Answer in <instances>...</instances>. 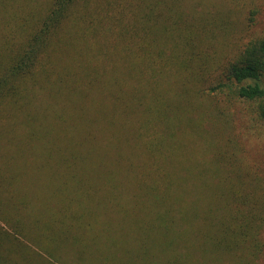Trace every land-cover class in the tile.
<instances>
[{"label": "trees", "instance_id": "obj_1", "mask_svg": "<svg viewBox=\"0 0 264 264\" xmlns=\"http://www.w3.org/2000/svg\"><path fill=\"white\" fill-rule=\"evenodd\" d=\"M196 5L185 0H0V264L22 259L27 264L33 251L12 229L13 222L26 219L19 204L28 205L27 173L73 168V154L65 155L58 130L69 120L79 121L68 103L89 113L101 104L94 97L105 94L106 105L125 98L145 113L132 132L134 147L150 158L148 184L163 193L155 201L175 204L164 216L181 217L184 230L194 231L195 249L189 254L199 257L191 264L258 263L264 252V174L240 142L226 136L218 146L208 136L211 130L198 133L196 120L202 87H210L218 95L254 102L264 121V35H252L246 26ZM190 11L194 14L187 20ZM208 71L215 73L207 78ZM107 72L115 74L108 88ZM51 107L57 112L49 117ZM116 117V111H104L88 122L112 123ZM198 134L200 148L192 140ZM84 135L95 137L93 127ZM86 151L97 152V145ZM168 153L176 157L169 162L176 178L166 173L169 164L160 157ZM170 226L163 224L167 232ZM174 242L184 243L168 238L166 249L175 248Z\"/></svg>", "mask_w": 264, "mask_h": 264}, {"label": "rangeland", "instance_id": "obj_2", "mask_svg": "<svg viewBox=\"0 0 264 264\" xmlns=\"http://www.w3.org/2000/svg\"><path fill=\"white\" fill-rule=\"evenodd\" d=\"M185 2L189 5L197 3L198 10L221 13L234 26L238 23L246 26L252 35H264V0ZM193 14L190 11L185 18L189 20ZM222 38L224 36L219 40ZM132 72L129 71L133 76ZM107 73L104 85L108 88L112 86L115 74ZM214 73L208 71L207 78ZM126 76L122 74V77ZM122 77L118 76L120 81ZM173 78L179 79L180 76ZM202 91L198 103L200 115L196 120L198 133L201 128L211 130L208 136L218 146L226 136L236 139L242 144L250 163H255L264 174V121L257 116L255 103L242 101L231 94L218 95L210 87H202ZM94 99L101 104L90 108L89 113L84 107L78 109V104L73 106L69 102L67 110L73 112L79 121L69 120L59 125L65 155L70 157L73 154V168L57 169L55 173L45 171L48 175L35 170L26 175L28 188L25 191L28 194L25 200L28 205L19 204L20 214L26 219L20 224L13 222L12 229L33 250L28 255L30 261L27 264H191L192 257H199L198 253L189 254L195 249L194 231L184 230L181 217L164 216L169 205L174 209L175 204L161 198L155 201L156 196L161 197L163 193L148 184L150 158L134 147L137 140L132 132L145 121V113L138 112L133 102L128 103L125 98L115 105L110 101L105 104L103 99L108 101L107 94ZM204 109L207 110L205 115L202 113ZM104 111L109 115L116 111L118 118L112 123L99 120L89 124L92 116L95 118ZM56 112L54 107L49 108V117ZM91 126L95 137L89 140L84 129ZM176 128L178 131L179 126ZM195 138L193 143L200 148L201 135ZM180 139L175 138L177 142ZM96 145L97 152L86 151L87 146ZM211 147L206 150L211 152L208 159L215 149ZM74 150L77 154L73 153ZM160 157L169 164L166 173L176 178L169 163L171 157H176L172 153ZM179 160L183 161V155H179ZM166 217L169 221H165ZM164 223L172 225L170 232L164 230ZM175 230L176 233H172ZM172 237L176 242L184 243L177 246L174 242L175 248L166 249V240ZM182 251V257H177L176 254ZM257 264H264V252Z\"/></svg>", "mask_w": 264, "mask_h": 264}]
</instances>
